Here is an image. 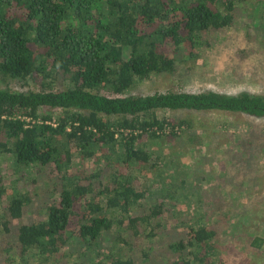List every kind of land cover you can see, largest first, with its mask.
Listing matches in <instances>:
<instances>
[{"label": "trees", "instance_id": "trees-1", "mask_svg": "<svg viewBox=\"0 0 264 264\" xmlns=\"http://www.w3.org/2000/svg\"><path fill=\"white\" fill-rule=\"evenodd\" d=\"M252 1L263 3L264 9V0H0V81H19L23 86L29 80L42 81L41 91L0 89V157H8L9 168L19 178L47 170L61 175L60 185L50 186L48 193L59 199L41 196L42 217L18 229L19 256L38 250L45 260L59 257L69 238L83 239L84 247L95 251L108 239L114 224L123 225L122 218L141 207L144 193L120 169L113 182L115 197L87 201L98 176L86 177L92 181L83 185L76 174L69 175V141H75L86 161L108 147L113 155L120 153L118 164L131 171L136 164L150 162L151 155L137 149L139 136L135 134L149 133L158 139L168 125L159 116L161 111H224L264 118V94L128 95L140 82L175 70L176 60L167 54V44L176 53L183 49L194 56L195 49L210 41L212 32L234 26L239 11ZM257 11L255 6L253 14ZM59 82L69 86L54 90ZM53 109L62 111L56 124H51L54 120L47 111ZM34 199L32 191L20 188L16 180L10 182L0 171V229L4 234L12 233L13 222L24 217ZM83 204L92 218L72 238L69 227L77 205ZM162 211L163 205H158L151 215L156 218ZM128 219L130 227L137 228L152 217ZM215 239L216 231L200 226L191 229L188 242L168 247L178 256L175 264H219L206 259V252L214 251ZM102 264L156 262L145 253L140 259L133 252L122 255L121 250H110Z\"/></svg>", "mask_w": 264, "mask_h": 264}, {"label": "rangeland", "instance_id": "rangeland-1", "mask_svg": "<svg viewBox=\"0 0 264 264\" xmlns=\"http://www.w3.org/2000/svg\"><path fill=\"white\" fill-rule=\"evenodd\" d=\"M259 3L252 1L239 11L234 26L212 32L210 41L202 49H195L194 56L183 49L176 53L174 47L167 44V54L176 60L175 70L140 82L128 95L207 91L263 95L264 9L263 3ZM255 6L256 11L261 7L257 14H253ZM41 82L29 80L23 86L19 81H0V89L41 91ZM68 86V82H59L53 88ZM102 93L110 96L107 91ZM47 111L54 120L51 124H56L62 111ZM159 116L168 125L158 139L150 138L149 133L135 134L139 136L137 149L149 153L151 160L148 164H136L131 171L118 164L120 153L113 155L108 147L86 161L75 141H69L72 154V165L66 170L69 175L76 174L83 185L92 181L86 177L98 176L92 181L95 191L87 201L105 202L106 198L115 197L113 182L119 169L123 175L132 176L135 189L144 193L141 207H135L123 217V225L114 224L108 239L95 251H88L83 239L76 238L75 242L69 238V245L61 249L59 257L45 260L37 254L38 250L19 256L15 239L18 229L42 217L40 210L45 206L42 197L59 199L48 193L50 186L60 185L61 175L47 170L19 178L9 168L8 157H0V171L10 182L16 180L20 188H28L35 196L24 217L13 222L11 234H4L0 229V264H9L8 258L13 260L11 264H102L110 250H121L122 255L133 252L140 259L145 253L156 264H175L178 256L168 246L188 242L191 229L200 226L216 231L214 251L206 252L207 260L212 258L219 264H264V118L224 111L188 110L161 111ZM181 122L183 124L179 125ZM124 133L131 136L129 131ZM154 164L156 167H152ZM158 205H163V211L154 218L151 212ZM84 209V204L77 205L69 227L72 238L77 236L80 226L92 218ZM120 214L115 211L116 217ZM129 216L152 219L143 226L131 228Z\"/></svg>", "mask_w": 264, "mask_h": 264}]
</instances>
